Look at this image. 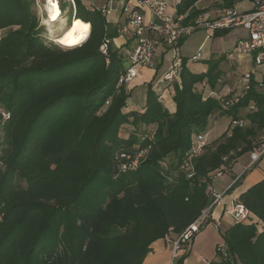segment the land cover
<instances>
[{"label":"trees","instance_id":"16d2710c","mask_svg":"<svg viewBox=\"0 0 264 264\" xmlns=\"http://www.w3.org/2000/svg\"><path fill=\"white\" fill-rule=\"evenodd\" d=\"M198 1L176 5V13L186 15L184 23L202 14L195 8ZM242 1L224 0L223 8ZM32 3L0 0V105L9 113L7 119L0 116V264H142L153 242L179 235L209 205L211 175L258 144L264 93L252 80L226 108L221 100L233 94H217L221 60L194 74L180 58L173 113L151 82L144 111L123 113L130 91L117 84L124 67L123 46L114 42L116 26L99 9L75 0L71 19L89 23L90 32L80 46L63 49L40 33ZM229 31L215 30L212 36ZM104 39L110 40L106 56L100 52ZM55 70L65 74L52 77ZM201 83L209 94L203 95ZM251 103L254 111L247 109ZM214 110L248 125L233 126L229 135L206 144L191 160L195 174L189 179L183 161ZM126 123L141 126L139 136L122 138ZM143 135L147 138L135 145ZM135 146L149 148L145 159L136 171L117 175L119 153ZM239 201L255 222L232 224L222 234L229 256L211 264H264V178ZM112 232L117 234L108 237ZM58 245L66 255L55 262Z\"/></svg>","mask_w":264,"mask_h":264},{"label":"built area","instance_id":"2783aa9c","mask_svg":"<svg viewBox=\"0 0 264 264\" xmlns=\"http://www.w3.org/2000/svg\"><path fill=\"white\" fill-rule=\"evenodd\" d=\"M35 6L39 10V26L44 27L46 30L47 40L52 43L63 46L57 43L56 36L59 34L49 35V27L45 24L49 20V8L47 7L48 0H34ZM56 5L57 20L51 24L50 27L59 25L61 29L64 25L61 22L64 20V14L68 8H63L66 3L72 14L75 15V0H53ZM118 5H121L122 19L117 23L116 29L118 37L124 38V46H130L129 49H125L129 66L124 68V72L118 77V86H128L132 80L136 77L137 68H152L153 60L155 57H164L169 55L166 59L169 63V67L163 74V83L167 86L172 85L174 82L180 84V69L181 59L177 57V49L179 42L189 37L196 29L204 28L207 33L205 39H208L215 30H232L241 28L245 32V37L238 39L232 49V53L239 57H248L251 59L255 66L264 65V0H253L252 8L248 11L238 12L232 8L223 9L219 14L211 19L206 14L198 15L193 22L184 23L186 18L185 14L178 15L176 12H171L168 6V0H105V3L99 8L101 15L106 19L107 23H110L108 15L109 12L114 11ZM72 20V19H71ZM70 20V23H71ZM89 24V23H88ZM90 25V24H89ZM90 32V28H89ZM89 35V34H88ZM109 39H104L100 46V52L106 56ZM130 44V45H129ZM81 45V44H80ZM78 45V46H80ZM120 45V46H121ZM64 47V46H63ZM71 48V47H68ZM75 48V47H74ZM123 56V51H121ZM196 62L199 60L198 56L191 58ZM251 72H245L237 78L238 91L233 93L232 99H222L224 107L229 108L235 103L240 96L244 95L251 86L252 81ZM220 81V80H218ZM256 82V81H255ZM204 86V84L202 83ZM256 85L260 90L264 92V82H256ZM159 85H154V90L157 91ZM164 88L162 89V92ZM162 92L158 93L159 101L162 102ZM247 109L254 111L255 107L251 103ZM0 116L2 119H7L9 113L6 112L0 105ZM233 126L243 127L244 121L242 119L231 121ZM152 131V129H150ZM198 137V138H197ZM195 138L198 142H192L191 151L187 154L183 161L182 169L186 172L187 178H192L195 174L191 160L199 155L206 145L200 139V136ZM147 135L141 137V141L145 140ZM149 148L139 149L135 148L133 152H120L118 159L121 162L117 166V172L124 173L126 171H136L145 159ZM249 163L245 167L246 170L252 168L264 157V138H262L255 148L248 153ZM226 158H224L225 160ZM227 171L225 165H221L210 177L211 183L206 187V195L210 199L209 205L201 212L200 216L186 227L175 239H170L166 235L163 239L172 245L171 258L175 263L181 256L180 253L185 252L193 238L197 233L202 230L209 222H207L208 212L214 207L222 204L225 191L220 192L214 188L212 181L215 177H219ZM226 213L231 217L232 224L248 225L252 223V215L249 210L239 201H235L231 204V208L226 210ZM216 228L219 229V221H213ZM217 253L224 259L229 254L225 244L216 248Z\"/></svg>","mask_w":264,"mask_h":264},{"label":"rangeland","instance_id":"374dc122","mask_svg":"<svg viewBox=\"0 0 264 264\" xmlns=\"http://www.w3.org/2000/svg\"><path fill=\"white\" fill-rule=\"evenodd\" d=\"M43 2V0H41ZM85 5L90 7L92 0H82ZM212 1H207V4H212ZM252 0H244L242 2H236L233 3L232 8H235L238 12L246 11L251 9L252 7ZM179 3L178 0H168V6L169 9L174 8L176 9V5ZM214 15L215 13L219 12L223 7H225L224 0H214ZM237 4V5H236ZM236 5V6H235ZM213 6H210L212 8ZM64 8H68L67 12L64 14L65 22L64 20L61 23V25H64L62 29H59V25H55L49 27L48 34H59L61 31H63L69 24L70 20L72 18V11L70 7L65 3ZM32 10L37 14L38 20H39V10L35 6V1L33 0L32 3ZM217 15V14H216ZM112 18L113 15H110ZM111 21V19H110ZM39 23V21H38ZM84 23V22H83ZM39 31L42 35L48 37L46 35V30L44 27H40ZM206 32L204 28H198L196 29L189 37H187L181 45L177 49V57L185 58L188 60L186 63V68L194 74H199L202 72L203 69H207L209 61L212 60H221L218 70L221 75V83L220 85V91L218 96L225 97L229 94H233L238 91V84H237V78L242 75L245 72H251L252 79L256 82H264V65L261 66H255L250 58L248 57H239L236 54L232 53L233 46L235 42L239 39L245 36V32L241 28H236L230 30L225 36L223 37H213L211 34L208 33L210 36L208 39H205ZM57 37V36H56ZM127 49L130 48V46L126 47ZM169 55H167L168 57ZM194 56H198L199 60L194 62L191 60ZM227 58V59H226ZM164 63L162 67L158 68V71L155 70V63ZM129 66V61L127 58V53L123 51V67L127 68ZM169 67L168 61L164 57H155L153 60V66L149 73L146 75L140 76V68H137L136 70V77H141L142 79L148 80L145 82V86H139L138 88L134 89L132 93H130V101L132 99H135L136 96L139 98H142V95L146 94L147 84L152 83V85H159L156 93H161L162 89L165 88V84L163 83V74L165 70ZM150 69V68H148ZM147 70V69H146ZM65 74L64 70H55L52 72V77H61ZM138 75V76H137ZM135 77V78H136ZM154 77V78H153ZM224 79V81H223ZM173 88V84H172ZM199 89H204L203 95L209 94V89L207 87L204 88V86L201 84L198 85ZM171 92V90H168ZM262 93H264L261 90ZM165 104L164 107H167L169 103H171L172 97L171 94H169L167 91L165 93L163 92ZM144 104V103H143ZM130 105V103H129ZM129 105H127L123 109V113H126L129 110ZM249 111V110H248ZM248 111L243 110L241 113L242 115H245L248 113ZM131 119V118H130ZM243 120V119H242ZM244 121V126L248 125L246 120ZM233 125L231 124V118L227 117L225 114L218 110H214L210 116L206 119V126L205 131L210 133V138L217 140L220 136L227 133L226 135H229L231 132V128ZM141 126L136 127L135 124L126 123L123 124L120 128V130H125L126 136H124V139H130L133 135L139 136ZM204 133V132H203ZM141 136L137 139L134 143L135 145H138L140 143ZM257 138H259V141L264 138V130L257 132ZM211 142V143H214ZM136 147V146H135ZM238 159V158H237ZM236 159V160H237ZM173 162V160H171ZM235 162V161H234ZM238 162L241 164L249 163V157L247 154H243L239 157ZM169 163V162H168ZM167 163V167H168ZM233 163V162H232ZM170 164V163H169ZM255 166V165H254ZM253 166V167H254ZM250 170V169H248ZM246 168L244 169V172H247ZM249 173V172H248ZM252 221L254 219L252 218ZM227 226L223 224V226L220 228H216L213 224L209 223L205 227L200 230L199 233L195 235V237L192 240V243H190L187 247V250L191 248L192 252L190 254V258L194 261H198L199 264H211V263H217L220 261V255L217 253L216 248L218 246H222L224 244V241L222 239V234L225 232ZM117 232H112L108 237L115 236ZM195 240V243L193 241ZM193 244V245H192ZM186 250V249H185ZM185 253V252H183ZM66 250L64 246L58 245L55 254L53 255V260L55 262H59L60 258L65 257ZM176 263V262H175ZM174 263V264H175Z\"/></svg>","mask_w":264,"mask_h":264},{"label":"crops","instance_id":"0c3cea01","mask_svg":"<svg viewBox=\"0 0 264 264\" xmlns=\"http://www.w3.org/2000/svg\"><path fill=\"white\" fill-rule=\"evenodd\" d=\"M207 1L208 0H199L195 4V8L201 10L202 14L208 15L211 19L215 18L221 10L225 9V8H222L219 12L215 13L214 15V3H213L214 0H209V1H212L211 2L212 4L206 5ZM81 2L88 9H93V8L99 9L105 3V0H92L90 7L85 5L82 0ZM210 6H213V7L209 9ZM121 8H122L121 5H118V7L114 11L109 12V15H108L109 21L111 19L109 23L110 25L115 27L116 25H118L117 23L121 22V19H122L121 15L123 11V9ZM232 9L236 10L235 8H232ZM170 11L175 13L176 9L171 8ZM241 12H244V11H241ZM110 15H113V17L111 18ZM59 29H61V27ZM3 33L4 32L0 30V37L3 35ZM244 37L245 36H243L242 38ZM123 41H124V38L118 37L117 39H115L114 42L117 46H120L123 43ZM126 47L128 46H124L122 48V51H124ZM168 57L165 56V59H167ZM163 62L162 64L161 62L158 64L155 63L156 71H158V68L163 66L164 64ZM151 69L153 68H150V69L140 68V71H139L140 76L146 75L147 73L151 72L152 71ZM204 71L205 69L202 70V72ZM220 79H221V76H220ZM146 81L145 79H142L141 77L138 76L134 78L128 86H126V89L130 91V93H132L134 89L138 88L139 86L144 87L146 85L145 84ZM168 90H171V92ZM165 91L171 94V96L174 94L172 85H169V86L166 85L163 92L165 93ZM163 92H162V95H163ZM129 101H130V98L127 100V105H129L130 103L129 110L127 112L134 111V112L142 113L144 111L145 93L142 95V98H139L136 96V98L132 99L131 102ZM161 103L164 106L165 100L163 96H162ZM164 108H166L169 113H173L175 111V104L173 101H171V103H169L167 107H164ZM119 134L122 138L126 136L125 130H120ZM197 138H194L193 141L198 142ZM199 140H202L205 144H209L214 141V139L210 138V133L206 131L202 133ZM246 154L248 155V153ZM238 159L235 160V162H233L229 167H227V171L224 174H222L219 177H215L214 180L212 181V185L214 186L216 190L220 192L225 191V196H224L222 204L211 209L208 212V218H207V220L211 224H213V221L215 220L219 221L220 223L219 230L223 226V224L227 226L226 230L232 226V219L226 213V210H229L231 208V204L235 201H239V196L242 193H244L248 188L260 182L264 178V157L258 163H256L254 167L250 168V170H248L247 172H244V169L248 165V162L243 165L238 162ZM168 237L170 239H175L176 234L169 233ZM193 243H195V240L193 241ZM192 247L193 246H191L190 249L188 250L186 249L185 253L183 252L180 253V256H183L184 258L182 261V264H199V259L200 260L202 259V258H198V261H194L190 258ZM171 253H172V245L170 243L166 242L164 239L156 240L150 245V252L146 255L142 264H174L172 262Z\"/></svg>","mask_w":264,"mask_h":264},{"label":"bare ground","instance_id":"6f19581e","mask_svg":"<svg viewBox=\"0 0 264 264\" xmlns=\"http://www.w3.org/2000/svg\"><path fill=\"white\" fill-rule=\"evenodd\" d=\"M53 0H48L47 7L49 8V20L45 22L46 25L51 26L57 20V11L56 7H53ZM56 6V5H55ZM53 17H55L53 19ZM75 19V18H74ZM64 23V22H61ZM87 24V23H85ZM90 28V25L87 24ZM84 25L80 20H71V23L61 32L57 38V43L63 45L64 47H77L82 44L89 34V28ZM52 35V32H51ZM83 36V39L81 37Z\"/></svg>","mask_w":264,"mask_h":264},{"label":"water","instance_id":"95a60500","mask_svg":"<svg viewBox=\"0 0 264 264\" xmlns=\"http://www.w3.org/2000/svg\"><path fill=\"white\" fill-rule=\"evenodd\" d=\"M60 47L63 48V49H72V48H74V47L68 48V47H63V46H60Z\"/></svg>","mask_w":264,"mask_h":264},{"label":"snow or ice","instance_id":"6c2138e0","mask_svg":"<svg viewBox=\"0 0 264 264\" xmlns=\"http://www.w3.org/2000/svg\"><path fill=\"white\" fill-rule=\"evenodd\" d=\"M53 7L55 8L56 6H55V4H53ZM55 17H53V19H54Z\"/></svg>","mask_w":264,"mask_h":264},{"label":"clouds","instance_id":"9594fccd","mask_svg":"<svg viewBox=\"0 0 264 264\" xmlns=\"http://www.w3.org/2000/svg\"><path fill=\"white\" fill-rule=\"evenodd\" d=\"M81 39H83V36L81 37Z\"/></svg>","mask_w":264,"mask_h":264}]
</instances>
